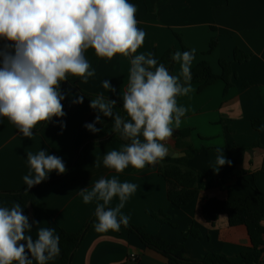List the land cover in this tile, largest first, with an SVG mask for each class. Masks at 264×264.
<instances>
[{
  "label": "crops",
  "instance_id": "obj_1",
  "mask_svg": "<svg viewBox=\"0 0 264 264\" xmlns=\"http://www.w3.org/2000/svg\"><path fill=\"white\" fill-rule=\"evenodd\" d=\"M137 1V27L146 36L136 54L150 52L160 59L168 51L174 54L183 53L182 47L195 49L191 70L206 62L215 76L222 74L220 62L229 63L228 88L222 79L205 87H201L202 82L191 80V91L177 97L178 106L185 107L187 112L179 127L173 124V130L190 129L191 133L181 141L171 137L166 142L169 151L185 156L182 149L190 147L196 152L187 165L202 176L198 193L186 207L178 209L167 200L166 182L155 166L136 169L129 165L122 173L105 168L104 155L122 150L124 143L95 146L77 160L85 145L109 138L113 125L111 118L101 116L104 123L95 126L102 131L94 134L87 130L84 125L92 123L97 113L85 99L82 104L73 103L81 95L62 82L66 115L54 117L51 123L41 122L40 128L33 129L31 138L24 137L7 117L0 121V192H17L26 187L23 177L30 170L28 152L47 150L50 155L62 158L67 171L60 174L63 175L60 181L39 193L42 214L31 217L30 210L12 198L0 197V207L11 208L19 203L30 223L38 222L30 233L33 239L41 227L55 228L57 235L60 231L76 234L88 225L70 264H123L130 256L136 258V264H168L165 257L145 248L122 226L119 231H95L96 202L85 204L78 189H90L100 178L116 176L120 182L138 186L121 210L129 217L128 224L171 244L183 243L184 257L189 261H200L207 254L223 255L235 261L250 247L246 228L230 226L223 209L204 213L202 207L208 200L220 202L255 194L264 198V123L260 132L252 127V121L264 115V0ZM6 43L0 39V48ZM235 51L246 58L239 63L233 61ZM93 53L94 49L89 48L85 56L95 76L75 86L83 93L103 94L122 105L131 58L117 54L111 60L99 57L95 63ZM169 72L180 75V64L174 61ZM104 80L116 92L104 89ZM61 122L66 125L63 130ZM221 151L232 163L217 172L214 168ZM97 159L101 161L100 167L94 166ZM60 175L53 171L48 179ZM118 203L115 197L109 207ZM149 213H160L164 222ZM33 264L37 262L33 260Z\"/></svg>",
  "mask_w": 264,
  "mask_h": 264
},
{
  "label": "clouds",
  "instance_id": "obj_2",
  "mask_svg": "<svg viewBox=\"0 0 264 264\" xmlns=\"http://www.w3.org/2000/svg\"><path fill=\"white\" fill-rule=\"evenodd\" d=\"M136 6L129 0H0V116L7 117L20 133L31 138L41 122L66 115L60 85L70 77L87 83L95 70L85 52L94 49L97 57L111 60L120 54L130 57L128 85L122 95L121 115L116 100L103 94L90 99L89 107L97 113L84 127L98 133L101 116L112 119L113 132L127 140L122 150H112L103 157V166L122 173L129 165L143 169L157 165L169 154L166 142L179 127L187 109L178 106L177 97L191 91V68L195 49L177 51L171 59L180 64V75H173L152 53L136 54L146 33L137 27ZM103 88L116 89L108 80ZM83 96L72 102L82 104ZM61 129L66 126L61 122ZM29 173L23 177L27 189L39 185L55 171H67L62 158L47 150L27 153ZM224 152L216 158L215 171L231 166ZM95 160L94 166L100 167ZM137 185L120 182L116 176L100 178L89 189H78L85 204L96 202L95 231H119L129 217L123 215L126 201ZM26 189V190H27ZM115 197L119 203L109 207ZM264 223V222H262ZM34 224L19 203L0 207V264H48L60 254L55 228H39L37 237L30 234Z\"/></svg>",
  "mask_w": 264,
  "mask_h": 264
},
{
  "label": "trees",
  "instance_id": "obj_3",
  "mask_svg": "<svg viewBox=\"0 0 264 264\" xmlns=\"http://www.w3.org/2000/svg\"><path fill=\"white\" fill-rule=\"evenodd\" d=\"M129 2L135 6L138 4L137 0H129ZM182 51L185 52L189 50L182 47ZM172 54L173 53L171 51H168L163 57L158 59L156 55L152 53L153 57L156 58L159 63L164 64L168 70H170L174 64V61L171 59ZM93 58L95 63L99 60L95 51L93 53ZM245 58L246 56L241 52H234L233 61L239 63ZM220 67L222 69V74L220 76H215L211 72L209 64L201 62L195 69L191 70L192 80L202 82L201 87H205L218 79H222L225 81L226 88H228L230 86V83L228 82V77L230 75L229 63L222 61L220 62ZM79 81H81V78L79 77H70L66 83L77 90L79 94L83 96L88 103H90V99L96 96L83 93L79 90L75 86ZM116 108V110L120 111L122 116L125 115L122 110V105L116 103ZM5 118L6 117L0 116V121ZM262 123H264V115L257 120H253L252 127L255 131L260 132L262 130ZM40 127L41 124H38L37 128ZM190 133V129L182 131L173 130L172 138L175 139V141H181L186 139ZM113 142H120L124 144L128 143L127 140L123 139L119 134L114 133L112 130V134L109 138L85 145L81 149L77 160L84 158L93 147H105ZM182 151L185 153L184 157H166L162 162L155 165L158 174L166 182L167 200L178 209L186 207L193 200L202 186V182L199 183V180L201 181L202 179L201 174L187 165L188 159H190L196 152L190 147L182 149ZM62 178L63 175H60L56 178L45 180L31 189H27L26 186L17 192H0V197L12 198L16 200L29 209L31 217H34L42 214L43 212L37 199L41 190L47 186L57 183ZM218 209L226 211L228 224L230 226L243 225L247 231L250 247L241 252L235 261L223 255L214 256L208 254L200 261H189L184 257L185 249L183 243L171 244L158 236L150 235L141 228L130 224L121 226L129 233L134 234L145 248L165 257L168 264H264V223H262L264 222V198H262L260 194H255L253 196L231 197L220 202L208 200L202 207V211L204 213H211ZM149 215L159 222H164V218L160 213H149ZM87 227L88 225L85 226L83 231L76 234L60 231L57 234V236H59L60 254L54 260L49 261L48 264H70L73 252L79 246L83 233ZM123 264H136V262L131 263L128 260L127 263Z\"/></svg>",
  "mask_w": 264,
  "mask_h": 264
},
{
  "label": "water",
  "instance_id": "obj_4",
  "mask_svg": "<svg viewBox=\"0 0 264 264\" xmlns=\"http://www.w3.org/2000/svg\"><path fill=\"white\" fill-rule=\"evenodd\" d=\"M184 154H180V153H177V152H172V151H169V154L167 157L169 158H180V157H183Z\"/></svg>",
  "mask_w": 264,
  "mask_h": 264
},
{
  "label": "built area",
  "instance_id": "obj_5",
  "mask_svg": "<svg viewBox=\"0 0 264 264\" xmlns=\"http://www.w3.org/2000/svg\"><path fill=\"white\" fill-rule=\"evenodd\" d=\"M129 261L131 263H135L136 262V258L134 256H130Z\"/></svg>",
  "mask_w": 264,
  "mask_h": 264
}]
</instances>
